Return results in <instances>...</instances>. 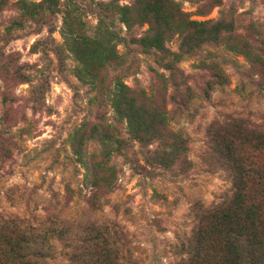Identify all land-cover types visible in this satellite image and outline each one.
<instances>
[{
  "label": "rangeland",
  "instance_id": "rangeland-1",
  "mask_svg": "<svg viewBox=\"0 0 264 264\" xmlns=\"http://www.w3.org/2000/svg\"><path fill=\"white\" fill-rule=\"evenodd\" d=\"M115 1L130 4L134 0ZM177 1L192 19L232 17L238 33L256 45H264V0H220L216 5L217 0L211 7L208 0ZM93 2L72 0L87 32L98 19ZM204 10L207 13L201 15ZM16 15L11 4L0 13V57H4V68H0V221L17 218L39 225L58 220L69 226L65 241L77 242L85 259L102 253L94 225L107 223L115 226L121 252L130 256L132 264H174V244L188 237L195 223L192 207L197 203H216L231 192L232 181L225 171L218 167L213 170L203 162L211 123L229 115L264 122V91L259 93L248 84L245 91L237 89L240 78L246 77L243 74L256 79L257 71L248 67L242 54L227 51L224 45L203 46L202 56L209 52L216 53L219 59L227 55L241 67L221 63L229 82L213 88L210 100L195 99L188 117L170 122L187 136V156L192 166L187 170L147 166L143 171L145 178L140 180L125 156L115 154L111 160L114 173H98L110 181V188L101 185L97 191L85 180V169L73 156L70 134L86 120L112 125L126 138L125 122L116 120L108 105L98 107L92 99L95 90L74 75L76 62L61 47V12L52 17L53 32L43 25L44 13L36 19L18 18L19 25L12 23ZM117 24L123 27L120 22ZM9 25L11 29L6 34L4 28ZM146 27L147 24L139 27L137 34ZM177 43L173 36L167 45L175 49ZM118 49L124 50L123 45ZM137 56V73L124 77V81L132 85L135 76L150 93L152 71H165L153 62L151 55ZM202 56L185 57L179 66L192 75L193 85L203 87L209 76L196 67ZM132 149L138 163L144 166V148L133 142ZM98 150L97 142L86 145L88 156ZM96 202L101 206L95 207ZM84 237L89 239L82 241ZM55 245L60 247L61 243L56 241ZM64 260V256H58L54 263L62 264Z\"/></svg>",
  "mask_w": 264,
  "mask_h": 264
},
{
  "label": "trees",
  "instance_id": "trees-1",
  "mask_svg": "<svg viewBox=\"0 0 264 264\" xmlns=\"http://www.w3.org/2000/svg\"><path fill=\"white\" fill-rule=\"evenodd\" d=\"M208 1L211 7L217 0ZM10 2L0 0V13L7 5H14L17 19L13 24H20L18 18L36 19L44 13L42 21L48 32L55 30L52 17L62 13L61 47L76 62L74 75L95 90L92 99L98 107L108 105L115 119L125 122L126 138L112 125L86 120L70 134L73 156L84 167L85 180L97 191L101 185L110 188V181L98 173H114L111 160L115 154L125 156L140 180L145 178L143 171L147 166L166 170H187L192 166L187 156L188 138L170 122L188 117L195 99L210 100L213 88L229 82L221 63L241 67L227 55L220 59L213 52L202 56L203 46L224 45L227 51L242 54L248 67L258 74L256 79L243 74L247 78H240L237 89L245 91L248 84L259 93L264 91V45H256L238 33L232 17L192 19L177 0H134L130 4L95 0L98 19L90 26L91 32H87L72 0ZM205 13L207 10L200 12ZM144 24L147 27L137 34ZM10 29L11 25L6 26L4 32L7 34ZM173 36L178 40L175 49L167 45ZM120 44L122 51L118 49ZM138 53L151 55L153 62L166 72L152 71L150 93L135 76L132 85L124 81V77L137 73ZM199 55L202 57L196 67L209 76L203 87L193 85L192 75L179 66L185 57ZM3 60L1 56V69ZM89 142L99 144L98 153L88 156ZM133 142L144 148V166L135 158ZM153 143L157 144L148 148ZM207 145L203 162L213 170L218 167L225 171L232 181L231 192L216 203H197L192 207L195 223L189 236L174 244V264H264V122L233 115L215 120L210 125ZM94 226L102 253L85 259L77 242L65 241L69 226L58 220L39 225L17 218L1 220L0 264H55L58 256H64L62 264H132L130 256L121 252L115 226L98 222ZM86 239L89 238L82 241ZM56 241L61 243L60 247L55 245Z\"/></svg>",
  "mask_w": 264,
  "mask_h": 264
}]
</instances>
